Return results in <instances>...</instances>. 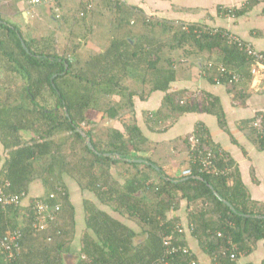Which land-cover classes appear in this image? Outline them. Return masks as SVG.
I'll return each mask as SVG.
<instances>
[{"label": "trees", "instance_id": "obj_1", "mask_svg": "<svg viewBox=\"0 0 264 264\" xmlns=\"http://www.w3.org/2000/svg\"><path fill=\"white\" fill-rule=\"evenodd\" d=\"M77 1L74 9L64 15L54 9L61 2L48 4L59 19V27L68 23L72 13L81 27L74 32L72 26L73 33L63 48L57 42V33L29 35L27 27L23 29L0 15L7 21L0 23V141L5 153L0 160V186L24 194L19 204L0 206V233L22 229L20 264H64L77 228L76 209L66 180L72 178L82 192H91L93 197L83 200L86 228L76 264L187 263L189 257L184 256L169 259L168 263L163 261V238L181 220L173 211L179 210L183 199L189 201V224L182 243L191 248L186 238L188 231L212 257V264H237L230 258L231 250L223 253L226 238L217 233L223 231L225 236H231L239 247L238 254L251 252L264 240V205L252 200L239 168L233 167L234 161L227 154V164L222 165V157L218 166L229 165V173H215L212 168L189 162L191 175L166 179L160 165L138 153L153 149L136 115L135 97L145 100L154 91L166 93V113L160 110L142 117L150 128L173 113L199 110L217 115L226 127L219 97L206 92L201 105L180 104L177 98L184 92L169 91L178 79L176 61L183 55L209 58L217 54L222 65L242 73L243 82L254 76L253 60L226 29L215 30L206 25L208 31L199 33L195 29L203 24H190L186 29V22L149 15L141 8L135 11L137 6L120 0H98V11L94 0ZM106 9L109 20L101 21L98 30H94L95 23L88 22ZM93 38L98 43L91 42L98 44L99 49L91 47L85 54L82 48ZM104 38H108L106 45L101 43ZM179 48L183 52L177 59L170 53ZM219 60L213 61L218 64ZM207 66L216 81L229 83L231 92H239L241 98L248 95L243 92L245 89H238L240 82H230L229 77L218 76L215 67ZM1 70L6 74L15 71L23 77L18 90L7 89ZM46 91L55 97L54 103L49 104L44 98ZM256 115L243 120L242 126L264 149V138L253 123ZM196 130L193 133L203 143L216 148L202 124ZM185 142L189 143L188 137ZM120 165L129 170L127 176L118 172L123 181L116 180L112 172L113 166ZM152 174L157 175L158 182L149 185L148 181L155 177ZM34 180H42L47 192L23 205ZM40 198L48 201L50 209L55 204L62 207L59 215L43 228L35 226L37 216L32 209ZM98 203L107 205L113 213ZM113 214L135 221L139 229ZM138 236L144 239L136 241ZM190 258L198 260L194 251Z\"/></svg>", "mask_w": 264, "mask_h": 264}, {"label": "crops", "instance_id": "obj_2", "mask_svg": "<svg viewBox=\"0 0 264 264\" xmlns=\"http://www.w3.org/2000/svg\"><path fill=\"white\" fill-rule=\"evenodd\" d=\"M61 1L58 0V3ZM120 1L128 5L137 6L138 8L135 11H139L138 9L141 8V12L163 19H173L189 24H204L215 29H226L230 33L240 36L257 50L264 52V0ZM61 5L56 6L60 12H58L59 14L64 15L71 12V7L64 8ZM43 7L46 13L42 11L40 14V10L38 11L37 7L30 6L25 0H0V15L3 14L7 17L6 20L16 23L23 29L27 27L29 30L28 34L31 35V33L35 32L31 31L30 26H26V24L32 22L31 19L33 21H44L50 15V12L52 13L48 4H43ZM19 18H22V21ZM3 22L7 23V21L0 19V23ZM92 22L89 21V23ZM89 44L92 48L99 49L98 44H94L91 41ZM213 60H219V55L212 54L209 58L196 54L183 55L180 60L176 61L178 79L171 84L169 91L184 92L183 95L186 96L191 93L205 94L208 92L219 97L225 112L227 126L223 127L221 125L217 115L199 110L181 114L173 113L166 120L163 119L159 124L156 123L157 125L153 126V128L148 125L145 127V122L144 120L142 121L144 115L156 113L160 110L166 113L167 107H164L166 93L161 90L154 91L145 100L136 95V115L143 132L150 139L153 149L151 151H139L138 153L151 158L157 166L160 165L158 167H162L166 175L179 176L185 165H187L188 159L185 139L192 132H196V127L202 124L207 137L210 138L212 143L234 161L233 167L239 168L241 178L247 186L252 200L264 205V149L259 147V144L243 130L242 126L243 120L254 117L259 111L264 112V73L260 71L253 76L251 81L246 79L237 84L240 91L245 89L243 92H248L245 98H241L239 97V92L230 91L229 83L217 82L214 79V75L207 70L209 69L207 64ZM218 64H222V61L219 60ZM213 70L216 74H219L218 65ZM5 72V70H1L2 74H6ZM6 76H9L12 80L23 79L15 71L6 74ZM199 100L202 101L203 98ZM168 112L170 113L169 108ZM0 151H4L1 141ZM227 159L223 160L224 164H227ZM125 168V172L124 169L121 172L124 173V176H127L129 175V170L127 167ZM145 170L149 171V168ZM152 175L155 177L151 179L158 182L157 175ZM66 180H68L69 191L76 209L77 228L71 244V251L65 254L64 264H76L82 249L81 237L86 228L83 200L84 197H90L91 192H82L72 178ZM46 192L47 189L42 180H34L30 183L27 198L23 200L22 204L28 205L33 197H40ZM90 198L93 199L92 196ZM99 206L111 214L113 213L110 207ZM173 215L178 216L181 219L180 221L187 225L189 223V201L183 199L179 210L173 211ZM114 216L122 218L132 228L139 229L135 221L128 220L126 217L124 218L117 214ZM186 233L187 241L198 257L200 264H212V257L200 246L198 239L188 231ZM143 239L144 236H138L136 241H142ZM263 260L264 240H260L251 252L240 254L237 264H263Z\"/></svg>", "mask_w": 264, "mask_h": 264}, {"label": "built area", "instance_id": "obj_3", "mask_svg": "<svg viewBox=\"0 0 264 264\" xmlns=\"http://www.w3.org/2000/svg\"><path fill=\"white\" fill-rule=\"evenodd\" d=\"M29 5L36 6L42 4H50L56 2V0H27ZM202 29V30H201ZM208 31L207 26H202L197 28L195 31L201 33L202 31ZM216 30V29H215ZM214 29L210 32L216 33ZM228 36L236 42L239 46L243 47L248 53L249 57L253 60V72L257 75L260 71L264 73V52L257 50L250 43L243 40L240 36L234 33H228ZM218 65L219 76H227L230 82H240L243 80V75L241 72L227 68L222 64H215L211 61L209 63L210 67ZM196 97L194 94H188L187 96L178 97L177 100L180 104L193 103ZM254 126L258 130L260 136L264 138V112L256 115L254 119ZM188 156L192 163L200 164L203 168H212L215 173H229L230 167L228 166H218L221 159L224 160V153L219 148H214L211 144L203 143L201 139L192 133L189 135V151ZM223 164V161L221 162ZM184 175L192 174V170L187 168L183 172ZM6 185H9L7 182ZM22 195L17 192L6 190L5 186H0V206L5 208L10 205H17L22 200ZM55 195L52 194L51 197ZM51 206V205H50ZM45 198H40L35 200L32 206L34 213L37 216L35 226L45 227L50 224L60 213L61 204H55L51 207ZM50 209V210H49ZM190 226L193 228V224ZM172 232L164 235V246H165V257L163 261L168 263L169 259H175L177 256L189 257V261L185 264H199V261L195 258H190L192 256V249L187 245L182 243V236L186 231V226L183 222H177L172 228ZM218 237L226 238V244L222 246L224 250L223 253L226 254L230 251V258L232 260H238L240 254H238L239 247L237 244L233 243L231 236H225L223 231L217 233ZM23 237V231L20 227L10 229L6 232L0 233V264H20L19 263V253L21 248V240ZM188 259V258H187Z\"/></svg>", "mask_w": 264, "mask_h": 264}, {"label": "rangeland", "instance_id": "obj_4", "mask_svg": "<svg viewBox=\"0 0 264 264\" xmlns=\"http://www.w3.org/2000/svg\"><path fill=\"white\" fill-rule=\"evenodd\" d=\"M25 1H26L27 4H29L27 0H25ZM94 2H95V10L98 11V9H100V7H98V5H99L98 4V0H94ZM61 3H62V5H61L62 7H64V8L71 7L70 9L73 10L74 7H75V5L78 3V1L77 0H64V1L62 0ZM42 7H43V5L37 6V10L38 11L40 10V14L42 13V11H43V13H46L45 10H44V7L43 8ZM54 9H55V11H56L57 14L60 13L59 10H57L56 6L54 7ZM72 10H70V11H72ZM108 14H109V10H107V9L103 11V14H96V17L94 18V20H92L93 23H95V25L93 26L94 27V30L95 29L98 30V27L97 26L101 23V21L109 20ZM19 19H21V21H22V18H19ZM31 20L35 24H33L32 22H29V23L26 24V26H30L31 31H35V33H31V35H34V36L35 35L42 36V35H48L50 33H57L56 34V37H58L57 42L60 43V45H61L62 48L66 46V40L73 33L72 26H74V29H75L74 32H76L79 29H81V27L78 24V21H76V19L74 18L73 13L70 16L69 20L67 21L68 23H66V22L63 23L62 27H59V19H57V15L55 13H51V12H50V15H48L45 18L44 21L43 20L33 21V19H31ZM28 31L29 30L27 29L26 30V33L27 34H28ZM37 32H42V33L41 34H37ZM43 33H45V34H43ZM90 41H93L95 43H98V41H97L96 38H93ZM101 41H102L101 42L102 45H106L108 43V38H104V40L102 39ZM90 48H91V46H90V44L88 42L87 44H85L83 46L82 51H84V53L87 54L90 51ZM181 52H183V51H182V49L179 48V49H176V50L172 51L170 54L172 56H176L177 59H180V53ZM178 67H180V65H178ZM2 79L3 80H6L5 83H8L9 84L8 85L9 87L7 89H10L12 91L18 90V88L20 87V85L23 82L22 79L21 80L20 79L19 80H12V79H10L9 76H6V74H2ZM130 84L131 85L133 84L132 86H134V85L138 86V83H134V82L132 83L131 82ZM138 87H140V86H138ZM200 95L204 99V94L201 93ZM45 97H47L49 104H52V103L55 102V97L51 94V92L46 91L44 98ZM144 125H145V127L147 126L146 124H144ZM4 155H5L4 151H0V160H2L4 158ZM189 162H192V160H190V158L188 156L187 165H185L186 168H189ZM119 167H123V166L120 165ZM123 169H124V172H125V169H126L125 167L120 168V169L118 168V166H113L112 167L113 176H114V178L116 180L119 179V181L120 180L123 181V177L121 175H118V172L121 171V170H123ZM116 171H117V173H116ZM122 174L124 175V173H122ZM197 204H199V206H200L201 205V202L198 201ZM102 206L105 207L107 205H102Z\"/></svg>", "mask_w": 264, "mask_h": 264}, {"label": "clouds", "instance_id": "obj_5", "mask_svg": "<svg viewBox=\"0 0 264 264\" xmlns=\"http://www.w3.org/2000/svg\"><path fill=\"white\" fill-rule=\"evenodd\" d=\"M188 25H190L189 23H187V24H185L184 25V27L186 28V29H189V27H188ZM203 26H206V25H204L203 24ZM202 27V26H201ZM190 28H191V26H190ZM196 30V29H195ZM230 33V32H229ZM214 62V61H213ZM216 64V63H215ZM209 65V64H208ZM214 67H216V65L214 66ZM218 76H219V74H217ZM216 78H217V76H216ZM218 82V81H217ZM220 83V82H219ZM191 94H194L195 95V97H196V99H195V101L194 102H196L197 104H199V105H201L202 104V101H200L199 99H201V98H203L200 94H198V93H191ZM183 96H185V95H183ZM182 96V97H183ZM193 102V103H194ZM193 133V132H192ZM191 133V134H192ZM188 138H189V135L187 136ZM212 145V144H211ZM187 150L189 151V143L187 144ZM142 161H145V159H142ZM142 161H139V162H142ZM145 163H147V162H145ZM148 163H149V161H148ZM195 164V163H194ZM190 169H191V167H189ZM185 169H187L186 167L181 171V174L179 175V176H168V175H166L165 174V177H166V179H179L180 177H187L188 175H184L183 174V172H184V170ZM192 170V169H191ZM191 175V174H190ZM155 181H153L152 179L150 180V181H148V184L150 185V183H154ZM61 209H62V207H61ZM59 215V214H58ZM178 222H180V221H178ZM182 222V221H181ZM184 224V223H183ZM189 224V223H188ZM191 224V223H190ZM193 224V223H192ZM185 226H186V224H185ZM186 229H187V227H186ZM184 236V235H183ZM183 236H182V238H183Z\"/></svg>", "mask_w": 264, "mask_h": 264}, {"label": "water", "instance_id": "obj_6", "mask_svg": "<svg viewBox=\"0 0 264 264\" xmlns=\"http://www.w3.org/2000/svg\"><path fill=\"white\" fill-rule=\"evenodd\" d=\"M22 42H23V45L26 47V42L22 39ZM88 144H89V146L93 149L94 148V146H93V144H92V141H91V139L89 138L88 139ZM138 161H142V159H137ZM146 161V160H145ZM215 193H217V192H215ZM220 198L221 199H223L228 205H230L233 209H234V207L230 204V202H228L226 199H224L222 196H220Z\"/></svg>", "mask_w": 264, "mask_h": 264}]
</instances>
